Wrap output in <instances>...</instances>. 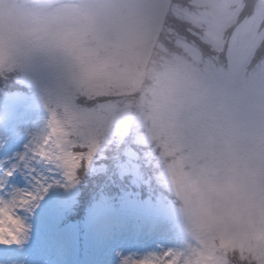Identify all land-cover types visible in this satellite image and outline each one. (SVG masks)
I'll return each mask as SVG.
<instances>
[{
	"label": "rangeland",
	"instance_id": "obj_1",
	"mask_svg": "<svg viewBox=\"0 0 264 264\" xmlns=\"http://www.w3.org/2000/svg\"><path fill=\"white\" fill-rule=\"evenodd\" d=\"M245 8L0 0V240L22 242L0 255L10 264H264V0L242 18ZM73 120L84 137L56 158L79 185L58 189L55 205L50 191L30 213L32 177L49 175L36 143H24L30 125L39 141L62 140ZM131 186L153 206L122 205L118 189ZM147 246L172 256L150 261Z\"/></svg>",
	"mask_w": 264,
	"mask_h": 264
},
{
	"label": "snow or ice",
	"instance_id": "obj_2",
	"mask_svg": "<svg viewBox=\"0 0 264 264\" xmlns=\"http://www.w3.org/2000/svg\"><path fill=\"white\" fill-rule=\"evenodd\" d=\"M77 105V100H74L69 96L66 100V107L75 109ZM56 112H52V120L50 121V131L56 132L58 128L63 126L56 118ZM64 131L67 133L64 139H59L53 135H48L44 137L39 143H36L34 148L30 149L34 157L44 155L45 160L48 161L49 175H44L42 179L35 180V176L32 177L36 184L40 187L32 192L29 190L26 194H30L36 197L33 202V206L29 208L30 213L34 209L40 206V201L44 199L46 195H49L51 191L50 201L53 205L57 204L61 200V193L58 189H64L65 191L69 189H76L79 184H72L65 176L64 167L58 162L56 158L59 153L64 151H75L78 146L79 141L84 137V130L77 125L76 121L73 120L70 124V128H65ZM92 151H95V147H92ZM33 171H35L33 169ZM12 172L6 173V176H11ZM4 185L0 182V192H3ZM117 197L119 201L124 206H153V200L151 193H145L142 190H137L135 186L121 187L118 189ZM107 203V202H106ZM110 206V205H109ZM22 242L13 234L12 237L0 240V245L11 247L13 245H20ZM172 256V250L169 248L165 254V260L170 259ZM0 264H10V260L4 256L0 255Z\"/></svg>",
	"mask_w": 264,
	"mask_h": 264
},
{
	"label": "bare ground",
	"instance_id": "obj_3",
	"mask_svg": "<svg viewBox=\"0 0 264 264\" xmlns=\"http://www.w3.org/2000/svg\"><path fill=\"white\" fill-rule=\"evenodd\" d=\"M33 129L31 128V125H30V129H29V132H28V137H27V139L24 141V143L25 144H27V146H28V148H31V145H32V143L30 142V141H32V142H35V143H39L40 141L37 139V138H39V136L38 135H35V131H32ZM16 155L18 156V159L19 160H24V161H26L27 160V158H28V155L26 156V154H25V152L24 151H22V149L21 148H18L17 150H16ZM13 157H14V155H12ZM30 159V158H29ZM11 164H13V161H11ZM14 184V183H13ZM12 189L14 190V185L12 186ZM17 207V206H16ZM111 237H107V239H106V241H107V243L110 245V247L111 248H113L114 247V241L112 240V239H110ZM148 247V246H147ZM145 247V248H142V249H140L141 250V254H144L145 256H147V258L150 260V261H153L155 258H156V255H159L160 254V256L162 257L163 256V254L166 252V249H164L163 251H160L161 253H157L158 251H156L157 249H155L154 248V246H152V247ZM110 248V249H111ZM149 256V257H148Z\"/></svg>",
	"mask_w": 264,
	"mask_h": 264
},
{
	"label": "trees",
	"instance_id": "obj_4",
	"mask_svg": "<svg viewBox=\"0 0 264 264\" xmlns=\"http://www.w3.org/2000/svg\"><path fill=\"white\" fill-rule=\"evenodd\" d=\"M254 1L255 0H245V2H246V8L242 12L243 13L242 16H241L242 18H245V16H250L251 15V13H252V7L254 5ZM250 9H251V11H250ZM263 46H264V44H263ZM100 101H103V100H100ZM90 198H91V196H90ZM86 200H88V196L84 197L83 199L80 198L81 210H80L79 214H77V216H75V219H78V220H81L82 219V217L84 215V212L82 210H84V207L83 206H85V204L87 202Z\"/></svg>",
	"mask_w": 264,
	"mask_h": 264
},
{
	"label": "clouds",
	"instance_id": "obj_5",
	"mask_svg": "<svg viewBox=\"0 0 264 264\" xmlns=\"http://www.w3.org/2000/svg\"><path fill=\"white\" fill-rule=\"evenodd\" d=\"M6 2H11V0H6Z\"/></svg>",
	"mask_w": 264,
	"mask_h": 264
}]
</instances>
